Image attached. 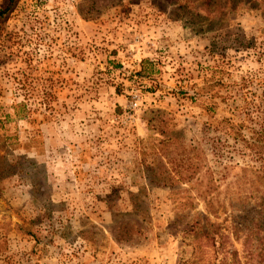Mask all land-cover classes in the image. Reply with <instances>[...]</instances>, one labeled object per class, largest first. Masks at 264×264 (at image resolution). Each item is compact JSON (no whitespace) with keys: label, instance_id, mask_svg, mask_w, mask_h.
Wrapping results in <instances>:
<instances>
[{"label":"rangeland","instance_id":"rangeland-1","mask_svg":"<svg viewBox=\"0 0 264 264\" xmlns=\"http://www.w3.org/2000/svg\"><path fill=\"white\" fill-rule=\"evenodd\" d=\"M189 13L0 0V264H183L210 185L230 213L226 184L262 159L215 128H264V6L210 30ZM191 147L201 173L174 185Z\"/></svg>","mask_w":264,"mask_h":264},{"label":"trees","instance_id":"trees-1","mask_svg":"<svg viewBox=\"0 0 264 264\" xmlns=\"http://www.w3.org/2000/svg\"><path fill=\"white\" fill-rule=\"evenodd\" d=\"M263 6L264 0H179L180 10L184 13L190 12L189 14L197 21H202L200 23L206 25V30H210L214 24L226 20L229 15L240 10H255ZM143 63L145 66L148 62ZM208 111L216 112L213 106L208 107ZM216 123L218 125L215 130L221 129L227 136L242 142L248 151L262 159V165L258 169L242 168L241 174L226 184L224 193L227 194L226 198L232 201L230 213L227 212L224 202L215 203V197L219 199L221 196L220 188L210 185L205 192L208 197L203 196L204 200H208L207 217L193 222L191 229L183 231L191 239L190 245L193 247L191 257L183 264H261L264 263V128L254 130L253 136L246 139L243 134L244 127L231 119ZM187 151L181 161L176 162L168 158L169 163L176 167L174 175L169 176L174 185L191 183L201 173L203 151L198 147H191ZM160 177L164 178V174ZM236 187L239 197L236 203L240 204V207L236 206L233 196V188ZM246 188L248 193L244 194ZM252 205L256 208L253 215L249 214ZM222 214L226 215L223 223L211 221V216L219 220ZM231 240L241 244L242 254L234 248Z\"/></svg>","mask_w":264,"mask_h":264}]
</instances>
